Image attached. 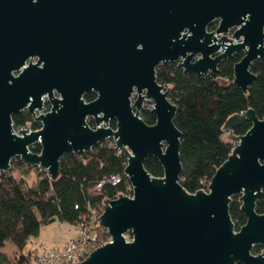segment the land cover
<instances>
[{
	"label": "water",
	"instance_id": "water-1",
	"mask_svg": "<svg viewBox=\"0 0 264 264\" xmlns=\"http://www.w3.org/2000/svg\"><path fill=\"white\" fill-rule=\"evenodd\" d=\"M263 28L264 0H0V175L18 158L54 181L64 155L112 140L126 157L131 196L102 201L97 220L110 242L77 264H264V215L255 211L264 189V117L251 109L230 116L220 140L232 143L231 154L207 191L187 193L171 87L156 80L161 64L205 76L242 52L232 83L247 96L250 66L264 59ZM91 92L96 98L85 102ZM144 105L153 125L139 115ZM22 111L38 130L14 128L12 115ZM245 122L250 128L233 135ZM35 144L39 153L30 151ZM148 157L162 177L146 171ZM233 196L246 218L238 230L228 212ZM255 246L263 248L256 255Z\"/></svg>",
	"mask_w": 264,
	"mask_h": 264
},
{
	"label": "trees",
	"instance_id": "trees-1",
	"mask_svg": "<svg viewBox=\"0 0 264 264\" xmlns=\"http://www.w3.org/2000/svg\"><path fill=\"white\" fill-rule=\"evenodd\" d=\"M240 59L241 55L236 54L223 61L215 73L205 76L183 74L176 63L156 68L157 82L165 90L170 85L168 98L176 106L173 124L181 133L179 184L187 193L206 191L216 169L231 154L232 143L220 140L225 135L220 129L230 116L251 109L259 119L264 117V59L250 66L255 80L248 87L247 96L232 83L233 67ZM219 80L226 81L227 85ZM83 99L90 102L94 95L85 94ZM140 117L147 125L155 123L149 110L141 112ZM12 122L14 128L28 125L32 130L40 128L27 112L12 115ZM88 124L93 127V122ZM109 127L114 129V122ZM249 128L250 123L245 122L234 129L233 135H243ZM30 151L39 153L40 146L35 144ZM125 166L126 157L115 150L111 141L94 146L88 153L64 155L59 163V176L54 181L46 172L13 159L11 170L21 174L35 171L38 177L33 186L23 187L11 170L0 175V264H25L34 258L38 251L26 250V246L29 238L37 236L43 226L59 221L75 228L84 215H96L97 220L102 213V201L113 200L118 195L130 197ZM144 168L153 177L163 176L162 167L154 157L146 158ZM111 176L120 177L121 182L116 186L108 184ZM240 206L239 197L233 196L228 212L235 230L246 221ZM255 211L264 215V189L256 201ZM96 231L101 241L107 240L108 235L100 226ZM6 243L15 248L16 259L12 262L1 252ZM253 250L258 254L261 247L255 246Z\"/></svg>",
	"mask_w": 264,
	"mask_h": 264
},
{
	"label": "built area",
	"instance_id": "built-area-1",
	"mask_svg": "<svg viewBox=\"0 0 264 264\" xmlns=\"http://www.w3.org/2000/svg\"><path fill=\"white\" fill-rule=\"evenodd\" d=\"M125 175V174H124ZM126 177V176H125ZM121 182L120 177L111 176L107 183L116 186ZM101 188V184L97 186ZM207 191V189H206ZM97 222V224H96ZM99 226L96 215L82 216L79 224L75 227L76 234L66 240L64 246L53 248L37 254L25 264H77L83 261L89 253L95 249L110 242L108 237L106 241H101L97 235V227ZM101 228V227H100ZM104 230V229H103ZM105 231V230H104ZM106 233V231H105ZM127 241H130L126 238Z\"/></svg>",
	"mask_w": 264,
	"mask_h": 264
},
{
	"label": "rangeland",
	"instance_id": "rangeland-1",
	"mask_svg": "<svg viewBox=\"0 0 264 264\" xmlns=\"http://www.w3.org/2000/svg\"><path fill=\"white\" fill-rule=\"evenodd\" d=\"M144 107L146 108L145 105ZM107 141L112 142V140ZM10 172L16 178V180L22 184L23 187L33 186L34 182H36V179L38 177V174L35 171H29L25 174H21V172L17 170H11ZM75 234L76 230L74 227L66 223H60L59 221H55L54 223L48 226H43L39 230L37 236L30 237L26 246V250L36 249L38 251L37 254H40L41 252H44L46 250H51L53 248L57 249L64 246L66 240L69 237H73ZM126 238L129 239V237ZM1 252L9 262H12L16 259L15 248L10 243H6L5 247L1 250ZM252 253L256 255L254 250H252Z\"/></svg>",
	"mask_w": 264,
	"mask_h": 264
},
{
	"label": "flooded vegetation",
	"instance_id": "flooded-vegetation-1",
	"mask_svg": "<svg viewBox=\"0 0 264 264\" xmlns=\"http://www.w3.org/2000/svg\"><path fill=\"white\" fill-rule=\"evenodd\" d=\"M217 26H218V21H213L211 24H209L208 26H207V31L208 32H212V31H214L216 28H217ZM233 29L232 30H229V34H228V37H231V35H232V33H233ZM263 32H264V28H263ZM236 54H240L241 55V57L243 56V53L242 52H237V53H235L234 55H236ZM233 55V56H234ZM93 95H94V99L96 98V95H95V93H93V92H91ZM90 94V93H89ZM93 99V100H94ZM134 99H135V97L132 99V102L134 101ZM86 102V101H85ZM43 107H44V112H47V111H49V109H50V105H49V103H48V101L47 100H45L44 101V103H43ZM144 110H146V108L144 107ZM144 110H142V111H140L139 112V115L141 116V112H143ZM149 110V109H148ZM150 111V110H149ZM22 112H26V111H22ZM29 115V114H28ZM30 116V115H29ZM31 117V116H30ZM32 119V118H31ZM35 122V121H34ZM88 122H93V120L92 119H88ZM114 121H110V123H113ZM109 123V122H108ZM110 123H109V125H110ZM114 124H115V122H114ZM93 125H94V123H93ZM109 127V126H108ZM27 128H29L31 131H35V130H32L31 129V127L28 125L27 126ZM111 128V127H110ZM258 247H260V246H258ZM263 250V248L261 247V251ZM260 251V252H261ZM259 254V253H258Z\"/></svg>",
	"mask_w": 264,
	"mask_h": 264
}]
</instances>
